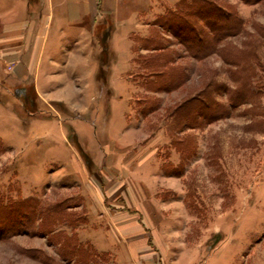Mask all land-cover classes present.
<instances>
[{
	"label": "rangeland",
	"instance_id": "1",
	"mask_svg": "<svg viewBox=\"0 0 264 264\" xmlns=\"http://www.w3.org/2000/svg\"><path fill=\"white\" fill-rule=\"evenodd\" d=\"M177 1H115L94 28L98 41L91 36L87 45L98 62L95 77L68 87L54 81L46 102L35 97L32 81L12 86L0 73V202L18 203L0 208V264H117L115 254L77 234L92 199L112 222L122 212L116 205L140 206L174 250L158 260L141 246L146 233L112 235L131 248L130 264H264V0H193L241 22L202 58L171 28L153 24ZM211 13L204 16L222 26L221 13ZM115 36L127 41L130 57L122 67L110 53L124 71L117 81L102 48ZM170 78L180 83L168 88ZM192 97L213 102L208 117L180 105ZM106 105L123 111L129 126L122 138L134 145L107 157L104 145L109 134L118 137L122 121L107 123ZM167 162L177 176L162 172ZM68 165L71 175L62 169ZM25 195L30 206L20 200Z\"/></svg>",
	"mask_w": 264,
	"mask_h": 264
},
{
	"label": "crops",
	"instance_id": "2",
	"mask_svg": "<svg viewBox=\"0 0 264 264\" xmlns=\"http://www.w3.org/2000/svg\"><path fill=\"white\" fill-rule=\"evenodd\" d=\"M115 1L118 0H0V73L12 86H23L15 85L16 80L32 81L31 86L35 97L45 102L43 95L54 89V81L64 80L67 82L65 86L68 87L71 80L92 79L98 71V62L87 52V45L92 40L91 36H94V41L98 39L97 35L95 37L93 34L94 28L99 20H102L104 13L108 12L111 7H115ZM101 33L104 37L107 36L105 39L112 35L109 28H104ZM115 37H112L110 44H106L105 41L102 48L104 46L106 49L108 62H110V53H112L114 55L111 58H117V64H120L119 66L122 64L123 67V64H129V45L127 41L124 43L118 39V36ZM127 38L128 35L125 40ZM116 62L110 63L117 66ZM86 63L89 64L88 67ZM116 66H114L115 70L113 68L110 72V77L117 81L124 78V71ZM56 94L62 95L63 89L61 88ZM105 107L111 114L107 115V123L114 125L115 116L122 121L118 137L111 136V134L108 136V142L103 149L106 157L110 150L111 152L113 150L123 152L133 149V143H126L122 138V131L129 126L123 111L115 105ZM171 163L162 164L164 167L161 168L165 176H177L171 171ZM174 166L176 167L177 164ZM62 169L65 170V174L73 173L71 165L64 166ZM141 188L145 193L146 188L143 184ZM112 197L111 203H118L115 196ZM95 202L91 200L88 207L90 213L84 216L83 224H85L77 228V234L79 237L83 235L81 239L92 245L94 249L115 254L119 259L117 264H130L128 260L131 248L127 244L119 245L115 241L125 239L124 235H141L138 233L144 235L146 233L147 236L143 238L141 246L154 250L159 257L158 260L173 250L167 243L165 247L163 246V242H166L163 230L161 227L160 230L155 228L149 222L140 206L135 203L128 206L125 202L126 204H121L126 207L122 210L123 207L119 208L115 204L122 211L118 219L114 221L117 223L115 226L106 212ZM113 207V211H118L116 207ZM117 226L123 233L115 229ZM112 235H120L122 238L119 236L114 239ZM147 260L145 259L140 264H155Z\"/></svg>",
	"mask_w": 264,
	"mask_h": 264
},
{
	"label": "trees",
	"instance_id": "3",
	"mask_svg": "<svg viewBox=\"0 0 264 264\" xmlns=\"http://www.w3.org/2000/svg\"><path fill=\"white\" fill-rule=\"evenodd\" d=\"M209 6L210 5H203L201 8H199L197 4L193 3V0H178L175 3L174 8L168 9L166 13L156 16L153 20V24L165 28H171L176 37H182L186 46V50L189 53H191L193 56H196L197 58H202L210 52L215 51L216 41L220 40L222 37L230 33L237 32L240 29L241 25V22L237 17L234 18L218 8L208 10ZM207 11L212 12L211 14L219 15L221 13V15H219L220 17L217 18V20L222 22V26L216 27L211 19L209 20L207 17H205L204 13H206ZM198 19L204 21L205 26L208 28V31H205V29H203V27L198 24ZM208 32H211V34H208ZM145 39V44L150 41H154L151 39V37H146ZM193 42L197 43V45H193ZM151 43L147 45H150L151 47L155 45V43ZM155 59L156 57L154 56L149 57L147 58V60H145L144 64L147 63V65H149L151 61H155ZM167 80L168 81L166 87L168 88H171L174 85L176 86L180 83V80L178 79L175 80L170 78ZM237 97L239 99V95ZM202 100L203 99H200V97H192L191 99L184 101L183 104L181 103L180 105H183L184 109H187V112L189 110L194 111L193 107H198L199 115L208 117L206 113L209 111V107L212 106L213 102H210V105H208V103H206L205 105ZM20 198V200H22V203H25L24 207L30 206L27 203V199H29L30 196ZM18 202L21 204L19 200ZM8 204L9 205L7 206L6 203L3 204L0 202V208L6 209V207H11L10 209L13 208L14 210L15 205H18L16 201H12ZM45 215L49 216L47 212L45 213ZM2 236L4 235H0V237ZM65 242H67V240ZM76 247L79 248L80 245H77ZM67 249L71 248L68 246Z\"/></svg>",
	"mask_w": 264,
	"mask_h": 264
}]
</instances>
